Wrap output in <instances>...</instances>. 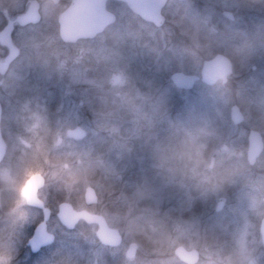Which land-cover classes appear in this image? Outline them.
Masks as SVG:
<instances>
[{"label": "rangeland", "instance_id": "374dc122", "mask_svg": "<svg viewBox=\"0 0 264 264\" xmlns=\"http://www.w3.org/2000/svg\"><path fill=\"white\" fill-rule=\"evenodd\" d=\"M19 10L3 4L0 18ZM224 10L234 17H224ZM118 11L117 22L92 41L60 44L50 9L37 26L13 32L22 52L0 80V129L7 145L0 159V221L13 213L3 214L10 207L9 196L25 178L39 173L42 193L75 208L83 207L82 191L91 185L97 194L92 210L122 235L121 245L112 248L97 240L95 224L65 233L56 220L50 221L69 258L50 264H186L173 253L178 244L199 251L194 264H264L258 233L264 215V160L259 155L248 165L245 157L246 122L264 132V0H168L159 26L134 24L125 10ZM199 20L214 33L209 44L198 36ZM212 45L232 62L225 82L207 85L198 80L189 89L170 82L174 70L198 74ZM124 47L145 52L140 62L152 63L161 76L154 93L130 89L119 66L109 73L108 88L91 76L87 57L113 61L123 56ZM43 48L45 59L40 58ZM46 73L51 91L40 87ZM46 100L57 103L52 124L45 120L41 102ZM232 104L241 110L243 125L231 121ZM182 113L188 116L187 127L181 125ZM164 120L176 122L172 133L180 139L166 131ZM77 126L85 131L82 138L66 135ZM98 129L106 132L108 151L95 146ZM169 137L175 142L168 145ZM145 160L154 163L146 167ZM157 163L166 178L160 185L146 178V169L156 171ZM177 175L179 182L172 181ZM110 176L117 183L109 182ZM218 200L223 206L216 210ZM144 221L157 235L143 236ZM16 233L6 231L1 237L6 251L18 245ZM132 242L136 248L128 258L125 250Z\"/></svg>", "mask_w": 264, "mask_h": 264}, {"label": "water", "instance_id": "95a60500", "mask_svg": "<svg viewBox=\"0 0 264 264\" xmlns=\"http://www.w3.org/2000/svg\"><path fill=\"white\" fill-rule=\"evenodd\" d=\"M127 6L144 20L152 24L159 25L163 18L160 8L165 0H123ZM105 0H71V3L63 9L58 15V34L59 37L69 43H73L80 38H90L100 33L108 24L115 20L113 12L105 8ZM222 15L228 19L233 18L231 10H224ZM40 18L37 2L30 3L27 11L16 17L19 24L27 22H37ZM12 20H9L0 29V42L7 45L8 51L4 58L0 60V73H4L9 63L18 55V47L11 41ZM232 72V62L227 55L222 52H216L212 56L204 58L199 68V74L186 73L180 70H174L169 74L170 81L174 86L182 89L191 88L199 79L207 85L214 84L220 80L225 82L227 75ZM1 114V104H0ZM230 119L233 123H239L243 120V115L236 104L230 106ZM66 135L72 138H82L85 135L84 129L74 127L66 130ZM262 148V140L259 132L250 129L247 141V160L252 163ZM6 149L5 140L0 131V159ZM43 177L39 173H34L28 177L21 188V193L27 197L28 202L41 204L36 196L37 188L42 186ZM83 201L86 205L94 204L97 201V194L91 185H86L83 189ZM223 206V201L218 200L215 209L219 210ZM58 217L67 227H72L78 218L84 219L87 223L96 224L94 234L98 241L106 246L117 247L122 242L120 231L107 224L101 213L89 211L86 209H75L69 202L63 201L59 205ZM42 232V224L36 228V233ZM260 233L264 244V216L260 222ZM37 235V234H36ZM35 235V236H36ZM33 236L29 243L34 248L36 241ZM51 238L49 234V239ZM136 244L130 243L125 250V255L131 258L134 255ZM174 255L186 264H194L199 257V251L195 248L187 249L178 244L173 248Z\"/></svg>", "mask_w": 264, "mask_h": 264}, {"label": "flooded vegetation", "instance_id": "af4514ba", "mask_svg": "<svg viewBox=\"0 0 264 264\" xmlns=\"http://www.w3.org/2000/svg\"><path fill=\"white\" fill-rule=\"evenodd\" d=\"M33 1L37 2V5H38V12L40 14L39 20L37 22H27L24 24H19L16 20V17L20 14L25 13L27 11L30 3ZM167 1L168 0H165V2L163 3V5L160 8V13H161L162 18H163L161 23H163V21L165 19L164 7H165ZM70 3H71V0H2V1H0V12L2 13V15H3V4L10 5L13 7H19V9H20L17 12L14 11L11 14L12 15L11 17L6 16L3 19V17L1 16V18H0V29L9 20H12L13 27H12V30L10 33L11 41L13 44H15L18 47V55L9 63L6 71L2 74L0 73V80L4 76L7 75L8 71L13 66V64L18 60V58L20 57L21 52H22L21 47L17 43L13 42V38H12L13 32L17 28L25 30L27 28L37 26L42 21V19L45 17V12H44L45 9H47V10L50 9L51 13H49V14L51 15L50 19H52V24H53L52 25L53 34L55 37H58L60 40H62L58 34V15ZM104 5H105L106 9H108L114 13L115 20L112 23L108 24L102 30V32L105 29H107L111 24L116 23L117 19L120 18L119 14H118L119 9L125 10V12H126L125 17L128 18L129 22L135 23L138 21V22L150 24L153 26H159L161 24L160 23L159 25H155V24H152L151 22H149L147 20H144L138 14L133 12L123 0H105ZM63 43L64 44H70V43H67L65 41H63ZM7 51H8L7 45L0 42V60H2L4 58ZM0 104H1V102H0ZM1 110H2V105H1ZM243 123H244V116H243V120L239 123H236V124L243 125ZM245 127L248 128L247 133L245 135V140H246L245 157H246L247 164H248V160H247L246 150H247V141H248L249 130L250 129L257 130L259 132V134L261 136V140H262V148H261L259 154L255 157V160L252 163H250V165H253L254 163H256L259 155H260V157L263 156V160H264V132L260 131L258 128H256L252 124L249 125L248 122H246ZM6 150H7V145H6L5 152L3 153V157L5 156ZM28 177L25 178L23 184L19 188V191L14 192V193H12L11 196H9L10 198H9L8 203H9L10 207L9 208L6 207L5 210L3 209V214H4V212H10V211H12L13 213H11V215H9V216H11L10 218L6 217V219H3V221H0V264H12V263H14V264H50L53 262H58V263L66 262L69 258L67 257V253L65 250L64 243H62L61 239H59V236H58V233L56 232V230L50 228V225H51L50 221L56 220L58 222V228H60L59 231H62L65 233H70V232H72L76 229H79V228L82 229L88 223L84 219L78 218L72 227L69 228V227L65 226L60 221V219L57 215L60 203L65 201V200H58V201L56 200L55 201L53 198L54 196L50 192L48 193V195H50V196H47V193H45V192L42 193L40 191V189L43 188V185L38 187L37 191H36V196L41 201V204H33V203L28 202L27 197L21 193V188L24 185L25 181L28 179ZM43 184H44V182H43ZM82 194H83V191H82ZM81 199H82L83 207H80V208L73 207V205L69 201H66V202H69L72 205V207L75 209H86L89 211H93L92 208H90L91 205H86L84 203L83 196L81 197ZM21 217H22V220L20 221L19 218H21ZM11 220H13V223ZM260 221H261V219H260ZM260 221H259V226H258V233H259V239H260L259 243H261L262 246L264 247L263 242H262L261 233H260ZM40 224H42L43 231L42 232L37 231V233H36V228ZM91 224H94V223H91ZM21 226H22V228H24L23 229L24 232L20 228ZM256 226H257V224H256ZM10 230H13V232L15 234H17L16 232H18L19 243L15 248L8 249L6 251L7 247H5L3 245V240H1V237L3 236L4 232L6 233V231H10ZM258 233H257V235H258ZM49 234L51 236L50 239H49ZM33 236H35V238H36L34 248L29 243V240ZM4 247H5V249H4ZM117 247H119V246H117ZM256 248L258 249V246ZM3 249H4V251H6V254L4 256L2 254ZM1 257L6 259L5 262H3Z\"/></svg>", "mask_w": 264, "mask_h": 264}, {"label": "trees", "instance_id": "16d2710c", "mask_svg": "<svg viewBox=\"0 0 264 264\" xmlns=\"http://www.w3.org/2000/svg\"><path fill=\"white\" fill-rule=\"evenodd\" d=\"M138 22V21H137ZM135 22V23H137ZM134 23V24H135ZM204 22L199 20L198 21V36L201 40L202 43H211L212 42V37L214 36V33L211 32L210 28L206 25V24H203ZM96 37L92 38V39H82L83 41H92L94 39H96ZM57 41L60 43V44H63L64 43L58 38L56 37ZM81 41V40H79ZM144 41L143 38L141 39L140 42ZM131 46V45H130ZM46 49H40L41 53H40V58L42 59H45L44 55H46L44 52H45ZM122 53L124 52L123 56L118 58V56H115L113 59V61L111 60H108V59H104V61L100 60L98 58V56L94 57L92 55H90L89 57H87L85 59L86 61V67L88 68L89 71H91V76H93L94 80L96 81V83H100L102 84V86L104 88H108V85L106 84V81H107V77L109 75V73L111 72V70L114 69L115 66H119L120 68H122L124 70V72L128 75L127 76V83L129 84V87L130 89L132 90H135V91H141V93H145V94H151V93H154L155 92V88H156V83L158 82V80L160 79L161 76H159L157 73H155V67L152 65V63H149L150 67L148 65H144L142 62H140V59H142V55L145 54V52H140L139 50L137 49H134L133 51L131 49H128L126 47H124L122 50ZM220 51V49L218 47H215L212 45V47H210L208 49V51H206V53L208 55H203L204 58L206 57H209L211 55H213L214 53ZM145 59L147 60H151V56H149V59H148V56L145 57ZM107 61V62H106ZM37 66V64H35ZM154 69V71H153ZM48 72V70H47ZM50 74L46 73V75L44 76L43 80L40 82V87L44 86V85H47L48 87V91H51L52 89V83L50 82ZM204 85V84H203ZM43 90L44 87H42ZM49 93L48 92V96H49ZM41 94L44 96L45 93L44 92H41ZM40 94V95H41ZM16 95V94H15ZM47 96V94H46ZM45 96V97H46ZM39 99H42V96L41 98ZM46 99H49L46 97ZM45 104L44 107L46 109V116H45V120L48 122H50V124H52V121L54 120V113L53 111H56L55 110V105H57L56 101L54 102H49V100H46V101H43L41 102V104ZM181 116V115H180ZM179 116V119L181 121L185 120V122H182L183 124H181L182 126H186L187 127V124H186V120H187V115L182 113V117ZM163 127L166 128V131H168L169 133L173 134V130L175 127H172L173 125H176V122H173V121H163ZM168 125V126H167ZM52 126V125H50ZM159 126H161V124H159ZM51 129L52 127H49V130L45 131L46 133V136L44 137L45 141H47L48 139V136L50 135V132H51ZM154 129V128H153ZM44 130L40 131V133H42ZM2 132V131H1ZM146 134V133H145ZM144 134V136H145ZM3 135V133H2ZM96 135L99 136V139H96L97 141H99L98 143L95 144V146H101V150H107L109 149L110 147L108 146L109 145V140H107V137H106V132H103V130L101 129H98L96 131ZM174 135V134H173ZM143 136V137H144ZM198 140H201V135H198ZM176 136L174 135V138ZM178 137V136H177ZM176 139H180V138H177ZM194 142H197V139H193ZM168 141V145L172 142H175L174 139L172 137H169V139H167ZM188 141H184V144H187ZM184 144H181L182 146H185ZM108 151V150H107ZM112 150H110L109 152H111ZM114 151V150H113ZM123 153V152H122ZM144 163L142 165L146 166L148 164H152L154 162H150L145 160L143 161ZM167 164H171L172 165V162L170 161H166ZM159 165V169H157L156 171L159 172V174L161 173V171L163 170V165H160V163H157ZM177 165H179V162H176ZM182 164V163H180ZM146 171L148 172L147 174V180L149 181H155V183L157 182L159 185L161 184L159 181L165 179L166 178L164 176H162L161 174L160 175H157L156 171L151 169V168H147ZM155 171V172H154ZM113 176H110V178H108V181L109 182H113L114 184L117 183V178L114 177L112 178ZM164 177V178H163ZM163 178V179H162ZM164 180V181H165ZM172 181L174 182H179V177L178 175L174 178L171 179ZM171 180H168V181H171ZM178 185V183H177ZM176 187V186H175ZM168 188V187H167ZM171 189V187H169ZM90 208H92V206H90ZM145 223L143 224L144 226V230L142 231V234L143 236H146L147 238H150V235L154 236V235H157V230H154V228H151L150 227V222H146L144 221ZM154 232V233H153ZM260 247V246H259ZM118 258H121L120 255H116V260Z\"/></svg>", "mask_w": 264, "mask_h": 264}]
</instances>
